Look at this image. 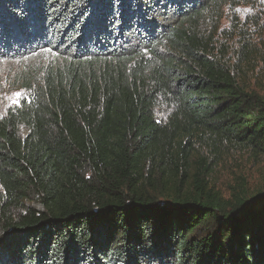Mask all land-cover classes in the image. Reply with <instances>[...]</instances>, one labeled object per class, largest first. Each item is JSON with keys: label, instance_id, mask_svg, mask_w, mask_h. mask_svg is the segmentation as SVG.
I'll list each match as a JSON object with an SVG mask.
<instances>
[{"label": "trees", "instance_id": "1", "mask_svg": "<svg viewBox=\"0 0 264 264\" xmlns=\"http://www.w3.org/2000/svg\"><path fill=\"white\" fill-rule=\"evenodd\" d=\"M255 2L0 0V264H264Z\"/></svg>", "mask_w": 264, "mask_h": 264}, {"label": "rangeland", "instance_id": "2", "mask_svg": "<svg viewBox=\"0 0 264 264\" xmlns=\"http://www.w3.org/2000/svg\"><path fill=\"white\" fill-rule=\"evenodd\" d=\"M262 11H264V0H256L255 4H241L235 8V15L239 20V25L242 28L250 26L256 20H259L260 17H256ZM232 15L229 12L225 11V17L221 24V28H231ZM256 17V18H255ZM23 68L22 65L19 67ZM20 69L11 70L6 64L0 65V108L6 109L15 104H17V99H21L22 91L18 88L17 85H14L10 80L13 77L14 73ZM11 70V71H10ZM17 93H20L21 96L18 98ZM227 165L230 166L232 163L229 158H226ZM225 161V162H226ZM236 163V164H235ZM238 162L233 163V168L230 170L222 169L216 170L214 174V179L210 180L214 183L219 190L224 193L227 192V186H235L236 179L241 177H247L248 185L251 191V195H254L258 190L264 188V167L259 168H248L245 164H237ZM232 166V165H231ZM241 175V176H240ZM240 176V177H239Z\"/></svg>", "mask_w": 264, "mask_h": 264}, {"label": "snow or ice", "instance_id": "3", "mask_svg": "<svg viewBox=\"0 0 264 264\" xmlns=\"http://www.w3.org/2000/svg\"><path fill=\"white\" fill-rule=\"evenodd\" d=\"M44 51H45V52H51V49H44ZM16 95H17L18 98L21 96L20 93H17ZM16 102L19 103V99H17Z\"/></svg>", "mask_w": 264, "mask_h": 264}]
</instances>
